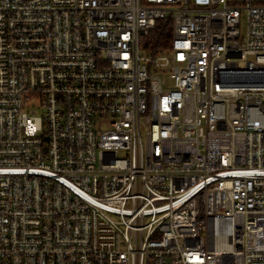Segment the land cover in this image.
I'll use <instances>...</instances> for the list:
<instances>
[{
  "label": "built area",
  "instance_id": "1",
  "mask_svg": "<svg viewBox=\"0 0 264 264\" xmlns=\"http://www.w3.org/2000/svg\"><path fill=\"white\" fill-rule=\"evenodd\" d=\"M0 264H264V0H0Z\"/></svg>",
  "mask_w": 264,
  "mask_h": 264
},
{
  "label": "trees",
  "instance_id": "2",
  "mask_svg": "<svg viewBox=\"0 0 264 264\" xmlns=\"http://www.w3.org/2000/svg\"><path fill=\"white\" fill-rule=\"evenodd\" d=\"M172 22L170 18L157 20L154 29L144 40L145 48L152 54L167 50L171 44Z\"/></svg>",
  "mask_w": 264,
  "mask_h": 264
}]
</instances>
